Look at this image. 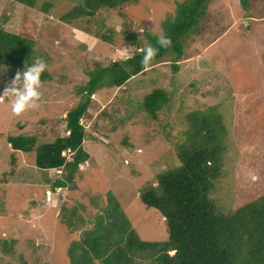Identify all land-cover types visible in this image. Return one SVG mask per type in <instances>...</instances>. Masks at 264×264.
I'll return each instance as SVG.
<instances>
[{
	"label": "rangeland",
	"instance_id": "374dc122",
	"mask_svg": "<svg viewBox=\"0 0 264 264\" xmlns=\"http://www.w3.org/2000/svg\"><path fill=\"white\" fill-rule=\"evenodd\" d=\"M181 1L130 0L64 22L59 15L76 0H36L35 7L0 0V26L31 37V59L43 58L49 73L37 108L17 116L0 99V264H69L71 241L92 227L99 208L114 203L141 239H165L162 216L141 202L138 188L178 165L176 151L190 142L193 118L203 113L222 125L210 126L217 134L211 143L221 147L210 198L226 211L264 194V0H207L180 37L179 56L167 53L119 87L102 86L89 97L79 91L96 63L130 55L124 28L162 33V21ZM0 66L2 88L15 71ZM154 88L169 99L152 118L141 101ZM85 97L80 121L87 157L72 173L38 168L34 150H14L7 142L9 135H34L36 144L65 135L66 112ZM57 179L65 183L54 186Z\"/></svg>",
	"mask_w": 264,
	"mask_h": 264
},
{
	"label": "trees",
	"instance_id": "16d2710c",
	"mask_svg": "<svg viewBox=\"0 0 264 264\" xmlns=\"http://www.w3.org/2000/svg\"><path fill=\"white\" fill-rule=\"evenodd\" d=\"M35 7L36 0H14ZM70 10L59 15V20L70 22L77 17H91L101 9L115 8L130 0H76ZM207 0H183L173 13L162 21V33L170 38L167 47H159L156 35L150 30L141 32L122 30V37L132 47L127 60H112L106 65L96 63L89 78L79 91L87 97L102 86H121L130 77L161 61L169 52L175 58L181 54L180 37L195 26ZM245 0H241V2ZM51 2L43 3L47 11ZM245 4V3H244ZM125 25V24H124ZM103 41L112 37L94 33ZM151 44L158 51L145 66L141 49ZM33 39L26 34L9 32L0 26V65L11 71L32 62ZM175 66V64H173ZM49 73L41 75L46 80ZM85 97L65 115L66 134L49 142L36 144L34 135H9L7 142L14 150H34V165L41 169H64L72 173L87 157L82 148L86 128L80 121L85 114L88 98ZM169 99L163 88H154L141 101V107L152 118ZM194 116L190 142L176 151L178 165L159 173L153 181L138 188L141 202L156 209L163 218L166 238L141 239L130 220L115 204L99 208L91 219L92 227L83 228L78 239L68 246L69 264H264V194L233 209L221 211L210 198V192L220 176L219 151L212 144L216 132L210 126L222 127L221 121L211 122L208 115ZM201 119L200 121L198 119ZM73 153L70 160L66 153ZM68 178V175L66 176ZM64 180H56L61 186ZM12 246L3 241L2 249L9 252Z\"/></svg>",
	"mask_w": 264,
	"mask_h": 264
},
{
	"label": "clouds",
	"instance_id": "9594fccd",
	"mask_svg": "<svg viewBox=\"0 0 264 264\" xmlns=\"http://www.w3.org/2000/svg\"><path fill=\"white\" fill-rule=\"evenodd\" d=\"M156 43L159 47H167L170 38L163 33L156 35ZM130 48V47H129ZM142 63L147 66L158 51L157 47L146 44L142 49ZM121 59L127 60L129 54L122 53ZM47 64L41 57L33 58L31 63H25L22 68L15 71L12 78L0 88V99H5L10 105V111L14 115H21L29 109H35L42 100L41 75L45 72ZM3 68V66H0Z\"/></svg>",
	"mask_w": 264,
	"mask_h": 264
}]
</instances>
